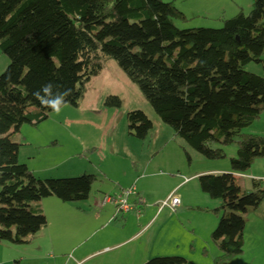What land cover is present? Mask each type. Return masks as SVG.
<instances>
[{
  "label": "trees",
  "instance_id": "1",
  "mask_svg": "<svg viewBox=\"0 0 264 264\" xmlns=\"http://www.w3.org/2000/svg\"><path fill=\"white\" fill-rule=\"evenodd\" d=\"M175 20L186 16L173 1L0 0V51L10 59L0 74V244L28 245L47 225L37 202L89 199L97 176L39 179L19 162L21 144L13 136L48 119L53 109L43 94L34 95L42 85L69 90L62 105L78 107L86 85L115 60L189 148L222 160L227 147L237 146L230 173H204L198 182L222 201L212 233L221 252L216 264L243 254L246 214L257 200L234 174L264 159V136L244 133L264 112V77L246 70L250 63L264 68V0H252L250 13L241 10L219 29H179ZM105 104L120 108L122 101L110 96ZM127 120L136 139L145 140L153 129L143 111L129 112ZM143 264L188 262L167 256Z\"/></svg>",
  "mask_w": 264,
  "mask_h": 264
},
{
  "label": "rangeland",
  "instance_id": "2",
  "mask_svg": "<svg viewBox=\"0 0 264 264\" xmlns=\"http://www.w3.org/2000/svg\"><path fill=\"white\" fill-rule=\"evenodd\" d=\"M162 1H173L179 11L185 2ZM229 1L205 0L209 11L204 21L206 27L219 29L223 26L224 19L236 15L231 14L233 8ZM239 1L245 9L243 12L250 13L252 0ZM221 5H228L222 10L226 16L212 20L214 11L220 12ZM197 20L200 19L194 18L188 22L175 20V24L179 29H184ZM9 64L10 59L0 51V74ZM246 70L264 77L262 64L250 63ZM110 96L119 97L122 106L108 107L105 102ZM135 110L143 111L153 122V129L145 140L129 135L127 115ZM244 133L264 136V112L244 129ZM13 141L21 144L19 162L26 164L39 179L74 178L88 174L97 176L98 180L86 201L64 203L55 199L63 207L62 210L54 205L50 206L48 214H45L46 227L32 238L30 244L1 243V264H115L117 260L127 258L131 247L127 246L109 254L104 251L88 258L89 251L86 250L100 239L118 236L119 232L113 234V228L105 231L117 224L128 226L126 232L120 233V237H126L130 233L135 236L132 246L146 249L144 255L137 258L140 264L155 257L167 256L183 257L188 264H216V259L221 256L212 239V233L223 215L222 211H216L221 208L222 201L210 197L208 198L211 203L207 212L202 208L183 210V206L172 211L165 207L160 208L163 211H158L151 223L152 216L141 215L144 205L139 203L134 213H124L126 216H115L112 220L108 218L106 222L109 223L105 227L100 226L99 231L96 230L104 220L95 213L98 206L94 198L99 195L100 192L96 191L100 186L111 184L109 179L119 183L120 179L125 178L123 189L130 190L135 186L136 177L144 180L154 173L159 179L176 175V172H169L165 168L166 163H180L178 165L183 166V172L193 173L208 170L216 164H225L231 168V158L237 155L235 144L225 149L226 158L222 160L206 159L189 148L175 135V130L170 125L162 123L140 88L129 79L115 60L106 62L103 72L86 85L78 107L65 104L58 112L52 110L48 119L36 127L24 125L13 136ZM237 177V183L242 190L253 192L257 200L256 206L246 214V227L251 228L256 216L264 215V159L256 160L246 173ZM253 180L260 182L259 187L254 185ZM150 181L142 182L151 185ZM190 184L196 187L199 182L194 181L186 186ZM102 193H106V196L116 195L111 192ZM153 193L156 196L158 194ZM136 195L135 192L132 197L137 198ZM176 196L182 197L179 194ZM161 203L157 207L152 205L153 214ZM68 240L71 242L65 245ZM227 264H264V245L248 249Z\"/></svg>",
  "mask_w": 264,
  "mask_h": 264
},
{
  "label": "crops",
  "instance_id": "3",
  "mask_svg": "<svg viewBox=\"0 0 264 264\" xmlns=\"http://www.w3.org/2000/svg\"><path fill=\"white\" fill-rule=\"evenodd\" d=\"M229 2L231 4L230 6L233 8V11H232L233 13L231 14H238L239 8H241L240 11L245 10L244 8H242V5L239 0H230ZM227 6L228 5H221L220 12L214 11L213 13L214 18H212V20L216 18H224L226 16L225 15L226 13H224V11L222 10H224V8H226ZM207 7H208V4L207 2H205V0L204 1L185 0V2L180 7V11L186 16L185 22L191 21L194 18H198L200 20L193 22L194 23L193 25L189 24V27L184 28V29L198 28L200 26L206 27L207 25H204V21L209 12ZM178 164L180 163L170 162V163L165 164L166 166L165 168L169 170V172H172V173L176 172L177 173L176 175H170L171 177L165 176L164 178L159 179L154 173L152 175H149L151 177L144 178V180H139V178L136 177L135 186H133V188H130L134 192L129 196V202H132V200L134 199H135L134 201L138 199H142L143 201H145V203L143 204L144 207L141 209V211L143 210L141 215L145 214L146 217H148L147 215L152 216L150 223L154 220L158 211L159 212L163 211V210H160V208H165V207H162V203L164 202V200L166 201L170 196L177 197L176 194H179L182 196L180 198L177 197L180 200V205L177 208H180V207L183 208V206H184L183 210L202 208V209H206V212H207V210H209L208 205L209 203H211V200H209L210 198H208L209 196H206L207 194H205L201 190V188L199 187L200 186L199 184H197L196 187L193 186V184H190V186H186V185H188L189 183H193L194 181L195 182L197 181L198 183V177L201 174H204L207 172L221 174V173L231 171V169L225 164L224 165L216 164L215 166L211 167L208 170H201V171H194L193 173H189V172L186 173L181 170L183 169V166L178 165ZM161 174L163 175L164 173L161 172ZM234 175L237 177L241 174L236 173ZM172 177H175V179ZM149 179L151 180L150 181V183H152L151 185L145 182H142V181L149 180ZM109 181L111 184L99 187V190H97L96 192H100V193L99 195H96L94 198V201L97 202V206H98L95 209V213L99 218H102L104 220L103 221L104 223H101L99 227L96 228L97 231L100 230L99 229L100 226L105 227V225L109 223V222H106V219L111 218L110 220H112L114 219L115 216L117 218L121 216L123 217L126 216L124 214L117 213L116 207L112 204H108L103 207L100 205L101 200L106 195V193H102V191L111 192L112 194L118 195L121 193V191L125 190L123 189L124 188L123 186L125 184V178L120 179L119 183L114 182L110 179ZM132 183H130V185ZM130 185H127V186H130ZM135 192L137 194L136 196H138L137 198L132 197L134 196ZM153 192H157L158 193L157 196ZM55 199L57 198H54V197L45 198L37 202L36 205H38L40 209L43 211V213L46 215L48 214V210L50 206L52 205H54L55 207H58L59 210L60 209L62 210L63 207L59 204V202H57L58 199L57 200ZM160 202H162L161 206L159 207V209L157 208V211L155 210L153 214L152 210L154 209V207H157ZM203 211L204 210H202V212ZM132 213H134V211L127 213V215H130ZM247 224H248V219H247ZM112 228H113V231H115V233L113 234H117L119 232L118 236H107L103 239H100L96 244L91 245L90 248L86 250V251H89L87 258L97 255L104 251H108L106 252V254H109L112 251H116V250L129 246L131 248L129 249V253H127V258L125 257L121 260L119 259L117 260L115 264H140L138 263L137 258L142 257L144 253L146 252V249L141 248L140 246L139 247L132 246V243H134L135 236H132L130 233L126 234V237L119 236L120 233L126 232V230L128 229L127 224L125 225L117 224V225L111 226L109 229L105 231H109ZM70 242L71 240L66 241L65 245H68V243ZM261 245H264V215L261 216L258 214L256 218L253 220L251 228L246 227L245 234H244V253H246L247 250L251 249L252 247H259ZM98 248H101V249H98Z\"/></svg>",
  "mask_w": 264,
  "mask_h": 264
},
{
  "label": "built area",
  "instance_id": "4",
  "mask_svg": "<svg viewBox=\"0 0 264 264\" xmlns=\"http://www.w3.org/2000/svg\"><path fill=\"white\" fill-rule=\"evenodd\" d=\"M134 191L132 189L130 190H124L121 191L120 194L114 195V196H104L103 199L101 200V206H106L108 204H112L116 207L117 213H130L133 212L136 208V205L144 204V201L142 199H138L134 202H129V196L133 193ZM180 205V200L179 198L175 196H170L166 201L162 203V207H167L171 209L172 211H175L177 207Z\"/></svg>",
  "mask_w": 264,
  "mask_h": 264
},
{
  "label": "clouds",
  "instance_id": "5",
  "mask_svg": "<svg viewBox=\"0 0 264 264\" xmlns=\"http://www.w3.org/2000/svg\"><path fill=\"white\" fill-rule=\"evenodd\" d=\"M41 94H43V98L48 102V106L58 112L63 104L64 97L69 94V90L60 91L58 85L48 82L34 93L37 98H41Z\"/></svg>",
  "mask_w": 264,
  "mask_h": 264
}]
</instances>
